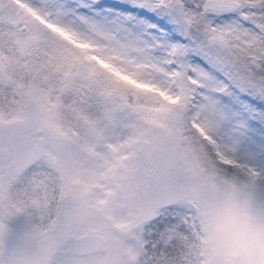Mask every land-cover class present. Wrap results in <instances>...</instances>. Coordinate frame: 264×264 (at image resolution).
Instances as JSON below:
<instances>
[{
  "label": "snow or ice",
  "instance_id": "6c2138e0",
  "mask_svg": "<svg viewBox=\"0 0 264 264\" xmlns=\"http://www.w3.org/2000/svg\"><path fill=\"white\" fill-rule=\"evenodd\" d=\"M0 264H264V0H0Z\"/></svg>",
  "mask_w": 264,
  "mask_h": 264
}]
</instances>
